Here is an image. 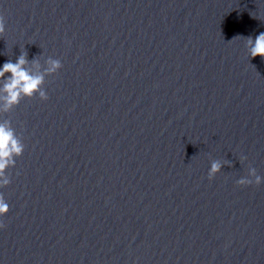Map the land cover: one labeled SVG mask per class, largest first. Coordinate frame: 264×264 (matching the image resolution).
Wrapping results in <instances>:
<instances>
[{
	"label": "water",
	"instance_id": "obj_1",
	"mask_svg": "<svg viewBox=\"0 0 264 264\" xmlns=\"http://www.w3.org/2000/svg\"><path fill=\"white\" fill-rule=\"evenodd\" d=\"M0 19V64L24 54L47 93L0 101L24 144L0 264H264V180L236 183L264 178V0H0Z\"/></svg>",
	"mask_w": 264,
	"mask_h": 264
},
{
	"label": "clouds",
	"instance_id": "obj_2",
	"mask_svg": "<svg viewBox=\"0 0 264 264\" xmlns=\"http://www.w3.org/2000/svg\"><path fill=\"white\" fill-rule=\"evenodd\" d=\"M4 31L3 20L0 19V33ZM246 51L248 56L255 57L257 55L264 59V32H260L253 39L248 37ZM28 61L24 54H21L13 62L6 60L0 64V78H3V84L0 86V101H2V108L7 110L12 105L19 103L22 96L31 98L38 95L41 99L47 98V93L41 88L44 83V76L42 74H33L25 65ZM48 73H55L61 67V61L58 58L50 57L47 61ZM5 73L9 75L5 76ZM24 150V144L20 138L16 136L13 129L7 122L0 123V188L7 186L10 183L6 170L14 166V157H19ZM222 162L214 160L208 168V177H214L220 172ZM264 180L261 176L256 174L255 168H249L247 176L240 177L237 184H260ZM9 210V205L0 193V217L4 216ZM0 227H3L0 224Z\"/></svg>",
	"mask_w": 264,
	"mask_h": 264
}]
</instances>
